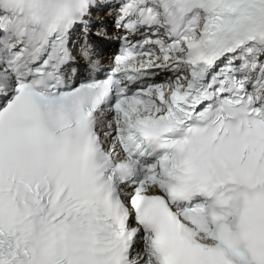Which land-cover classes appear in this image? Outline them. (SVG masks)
<instances>
[{
	"label": "snow or ice",
	"instance_id": "obj_1",
	"mask_svg": "<svg viewBox=\"0 0 264 264\" xmlns=\"http://www.w3.org/2000/svg\"><path fill=\"white\" fill-rule=\"evenodd\" d=\"M0 264H264V0H0Z\"/></svg>",
	"mask_w": 264,
	"mask_h": 264
}]
</instances>
